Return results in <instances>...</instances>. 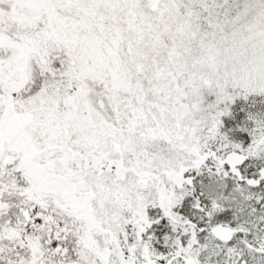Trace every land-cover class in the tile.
<instances>
[{
	"label": "snow or ice",
	"instance_id": "6c2138e0",
	"mask_svg": "<svg viewBox=\"0 0 264 264\" xmlns=\"http://www.w3.org/2000/svg\"><path fill=\"white\" fill-rule=\"evenodd\" d=\"M0 264H264V0H0Z\"/></svg>",
	"mask_w": 264,
	"mask_h": 264
}]
</instances>
